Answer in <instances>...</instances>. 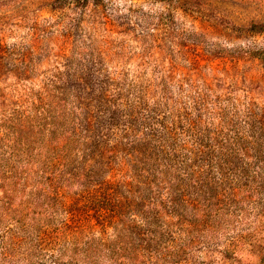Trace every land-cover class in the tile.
Wrapping results in <instances>:
<instances>
[{"label": "rangeland", "instance_id": "1", "mask_svg": "<svg viewBox=\"0 0 264 264\" xmlns=\"http://www.w3.org/2000/svg\"><path fill=\"white\" fill-rule=\"evenodd\" d=\"M52 81L96 129L176 148V227L143 252L63 256L39 178L14 191V109ZM0 264H264V0H0Z\"/></svg>", "mask_w": 264, "mask_h": 264}, {"label": "trees", "instance_id": "2", "mask_svg": "<svg viewBox=\"0 0 264 264\" xmlns=\"http://www.w3.org/2000/svg\"><path fill=\"white\" fill-rule=\"evenodd\" d=\"M67 103L64 85L52 81L14 109V191L28 193L39 178L38 209L53 211L40 233L63 256L143 252L138 242L176 227V148L139 139L134 125L117 138Z\"/></svg>", "mask_w": 264, "mask_h": 264}]
</instances>
